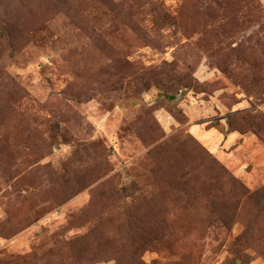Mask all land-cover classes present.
I'll return each instance as SVG.
<instances>
[{"label":"rangeland","instance_id":"1","mask_svg":"<svg viewBox=\"0 0 264 264\" xmlns=\"http://www.w3.org/2000/svg\"><path fill=\"white\" fill-rule=\"evenodd\" d=\"M0 264H264V0H0Z\"/></svg>","mask_w":264,"mask_h":264}]
</instances>
